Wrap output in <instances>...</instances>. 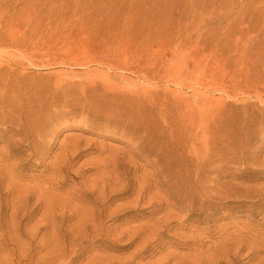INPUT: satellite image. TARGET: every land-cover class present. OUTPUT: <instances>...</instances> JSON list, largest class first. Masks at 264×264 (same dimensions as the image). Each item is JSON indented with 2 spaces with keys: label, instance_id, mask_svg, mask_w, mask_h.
<instances>
[{
  "label": "rangeland",
  "instance_id": "1",
  "mask_svg": "<svg viewBox=\"0 0 264 264\" xmlns=\"http://www.w3.org/2000/svg\"><path fill=\"white\" fill-rule=\"evenodd\" d=\"M1 262L264 264V0H0Z\"/></svg>",
  "mask_w": 264,
  "mask_h": 264
},
{
  "label": "bare ground",
  "instance_id": "2",
  "mask_svg": "<svg viewBox=\"0 0 264 264\" xmlns=\"http://www.w3.org/2000/svg\"><path fill=\"white\" fill-rule=\"evenodd\" d=\"M7 243H8V242H7ZM29 244H30V243H29ZM29 244H28V245H29ZM18 247H19V246H18ZM19 248H20V247H19ZM25 248L27 249V248H28V246H26ZM25 248L23 247L22 249H24V250H25ZM13 249H14V248H13ZM22 249L20 248V250H22ZM24 250H22V251H24ZM27 251H28V250H27ZM28 252H29V251H28ZM20 253H21V252H20ZM21 254H22V253H21ZM26 257H27V256H26ZM6 258H7V257H6ZM56 258H57V257H56ZM1 259H2V258H1ZM8 260H9V259H8ZM1 263H2V262H1ZM1 263H0V264H1ZM9 263H10V262H9ZM2 264H3V263H2Z\"/></svg>",
  "mask_w": 264,
  "mask_h": 264
}]
</instances>
